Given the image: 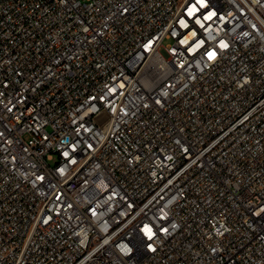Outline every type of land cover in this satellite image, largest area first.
Instances as JSON below:
<instances>
[{
  "label": "built area",
  "instance_id": "obj_1",
  "mask_svg": "<svg viewBox=\"0 0 264 264\" xmlns=\"http://www.w3.org/2000/svg\"><path fill=\"white\" fill-rule=\"evenodd\" d=\"M0 264H264V0H0Z\"/></svg>",
  "mask_w": 264,
  "mask_h": 264
},
{
  "label": "rangeland",
  "instance_id": "obj_2",
  "mask_svg": "<svg viewBox=\"0 0 264 264\" xmlns=\"http://www.w3.org/2000/svg\"><path fill=\"white\" fill-rule=\"evenodd\" d=\"M165 43H168V42H170V40H168V39H165V41H164Z\"/></svg>",
  "mask_w": 264,
  "mask_h": 264
},
{
  "label": "snow or ice",
  "instance_id": "obj_3",
  "mask_svg": "<svg viewBox=\"0 0 264 264\" xmlns=\"http://www.w3.org/2000/svg\"><path fill=\"white\" fill-rule=\"evenodd\" d=\"M213 56V53H209V57L211 58Z\"/></svg>",
  "mask_w": 264,
  "mask_h": 264
}]
</instances>
